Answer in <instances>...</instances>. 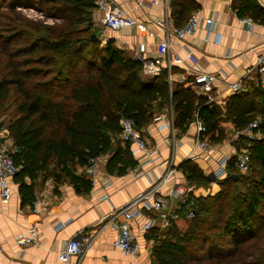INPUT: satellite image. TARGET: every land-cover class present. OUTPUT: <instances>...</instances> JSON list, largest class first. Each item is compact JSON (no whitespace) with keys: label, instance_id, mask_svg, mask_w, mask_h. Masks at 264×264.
Returning <instances> with one entry per match:
<instances>
[{"label":"trees","instance_id":"1","mask_svg":"<svg viewBox=\"0 0 264 264\" xmlns=\"http://www.w3.org/2000/svg\"><path fill=\"white\" fill-rule=\"evenodd\" d=\"M187 3H174L175 10L183 9L175 14L190 17L195 7ZM19 5L39 7L47 19L62 23L22 18ZM241 6L243 12H257L255 18L264 23V12L254 0H243ZM95 9L96 0H0V15H10L9 29L0 31L5 38L0 49L7 58L5 75L0 76V109L11 106L14 92L18 95L14 115L9 114L5 124L14 143L11 156L20 169L14 179L20 185L22 205H33L41 177H52L57 183L67 178L77 191H89L91 183L77 174V167L84 168L95 158L109 157V174L124 176L135 168L138 163L130 144L119 139L123 119L134 120L142 129L171 108L175 128L199 119L206 128L203 137L211 143L225 139L223 113L239 131L259 119L263 138L252 144V170L241 174L234 165L236 158L230 160L228 177L217 181L218 193L199 198L189 193L193 220L186 218L183 209L164 235L152 230L149 238L157 242L156 264H204L207 260L215 264L235 257L238 251L246 254L238 264H264V92L241 90L232 95L223 112L186 83L170 82L167 70L145 82L142 64L126 57L114 40L102 48L92 40ZM173 75L174 69L172 79ZM1 111L0 117L7 118ZM181 169L189 185H210L195 163L187 161ZM233 175L238 178L232 179Z\"/></svg>","mask_w":264,"mask_h":264},{"label":"crops","instance_id":"2","mask_svg":"<svg viewBox=\"0 0 264 264\" xmlns=\"http://www.w3.org/2000/svg\"><path fill=\"white\" fill-rule=\"evenodd\" d=\"M242 1L187 0L186 5L195 7L192 12L198 15L201 27L195 36L177 40L172 30L184 26L189 16H184V12L175 14L183 9L178 7L175 10L173 4L184 3L186 0H169L167 16L162 7L151 4L150 0H118V5L136 22L145 25L148 32L140 33L135 27L120 32L107 30L101 24V13L95 9L93 19L96 33L93 35L97 37V41L105 43L103 47L114 40V45L124 51L126 57L133 59H136L141 43L147 44V57H154L158 51V44L169 36L171 59L183 60L182 63L173 66L174 75L173 79L171 76V81L186 83L197 95H203L197 88L191 86L195 78L193 73L195 66L186 58L189 52H193L198 60V69L217 76L212 93L213 101L208 104L217 106L225 112L233 95L230 91L232 84L242 82L241 93L261 89L259 78L255 74L248 77L247 69L257 64V58L264 49V23L255 18L259 16L257 12L254 15L252 11L243 12ZM254 3L259 11L264 12V0H254ZM207 20L216 22L215 32L208 41ZM246 20L250 24L246 23ZM158 22H167L169 33L157 26ZM97 28L101 30V35L98 34ZM216 34L220 36L218 42L215 41ZM144 76L142 74V78ZM149 78L151 81L155 77ZM181 78H184V81ZM203 97L207 99L205 95ZM160 115L166 119L160 122L153 120L147 127L141 129L148 142V154L141 153L135 156L134 147L130 145L137 166L124 176L109 174L106 170L109 157H102L97 163L96 185H91L87 192L77 191L67 178L57 183L52 177L47 180L41 177L35 187L34 202L39 203L35 212L33 205H22L20 185L12 178L11 199L3 202L0 197V264H64L59 261V252L63 245L72 239L83 241L87 237L92 238L93 242L81 264H156L153 250L157 242L149 238L150 231L164 235L171 227L172 221L177 219L175 217L179 218L183 209L187 211V206L182 201L169 199V191L177 184H185L189 188V193L192 192L196 198L218 193L220 189L213 184L217 182L213 180V173L218 169L222 158L229 157L231 160L236 158L240 143L231 144V139L243 131H239L236 124L228 120L223 113L221 127L225 139L218 143H211L206 139L212 148L205 153L196 147L197 120L188 126L176 127L174 133H171L168 128L160 130L159 127L171 122V118L174 121L173 110L169 108ZM2 119L0 149L6 148L14 152V143L5 124L8 119ZM258 121L261 123L259 119ZM171 135H174L176 143L174 146L167 141ZM259 135L258 139H262V132L259 131ZM154 152L156 153L150 156ZM149 160L156 161L144 165ZM187 161L195 163L211 180L207 188L187 183L181 169ZM168 172L172 175L159 191V196L168 201V208L164 212L168 218L163 219L160 212L143 209L142 215L131 221V230L141 244V252L138 257L124 255L112 246L119 234L117 222L123 221L124 218L121 216L112 221L113 215L128 206L140 194L149 191ZM77 174L87 178L86 167H77ZM25 182L28 185L32 183L29 178H26ZM216 188L218 189L215 190ZM149 221H155V226L145 230ZM60 225L64 226L57 230ZM32 226H36L39 231L40 245L28 246L21 250L16 244V237L19 234H26ZM76 262V257L71 259V264Z\"/></svg>","mask_w":264,"mask_h":264},{"label":"built area","instance_id":"3","mask_svg":"<svg viewBox=\"0 0 264 264\" xmlns=\"http://www.w3.org/2000/svg\"><path fill=\"white\" fill-rule=\"evenodd\" d=\"M118 0H97L96 9L101 13L102 17L100 19L101 24L110 31L120 32L126 28H136L140 33H147L148 29L145 25L136 22L132 17L129 16L119 5ZM151 4L155 6H160L165 10L166 16L169 11V0H150ZM250 24L248 20L245 21ZM215 20L206 21V31H207V41L210 36L215 32ZM157 26L167 30V22H158ZM201 27L200 19L197 14H192L188 22L180 27L174 28L172 34L177 40H184L187 37H193L197 34ZM220 36L216 34L215 41L218 42ZM107 42V41H106ZM170 40L169 36L167 39L158 44L157 54L149 58L147 57V44L141 43L138 47V52L136 59L142 64V74L147 77H158L163 72L164 68L168 70L170 74L171 81V71L174 65L182 63L183 60L180 58L171 59L170 57ZM186 60L190 61L195 68L193 73L195 75L194 82L191 84L192 88H197L199 92H202L208 99V102L213 101L212 93L215 83L217 82V76L215 74H207L198 69V60L193 52L187 54ZM255 74L259 78L260 88L264 92V49L257 58V64L254 67L247 69V76L251 77ZM184 81V78H181ZM242 82L232 84L230 86V91L235 94L242 90ZM165 116L160 115L155 118V121H163ZM197 143L196 147L200 150L208 153L212 146L203 137L206 131L204 123L197 119ZM259 121H254L250 123L243 131L238 132L232 139L231 144L240 143L236 153L235 168L241 174H248L252 170L251 154H252V144L255 140H259ZM169 129L171 133H174V121L171 118V122L163 124L159 127L160 130ZM120 140L123 143H128L132 145L133 155L137 156L141 153L148 154V142L145 138L143 131L139 129L132 119H123L121 121V133L119 135ZM168 142L176 144L174 135H171L167 139ZM11 151L6 148L0 149V197L3 202H7L12 197V190L10 185V180L19 172V167L14 163L11 156ZM156 152L151 153L150 156L154 155ZM102 157L92 159L86 166V174L92 186L96 185L97 176V163ZM231 159L229 157L222 158L219 162L218 169L213 173L215 181H221L228 177V164ZM155 162L156 160H149L144 165L149 162ZM143 165V166H144ZM172 175L168 172L164 175L162 179L159 180L152 188L140 194L135 200H133L128 206L118 210L112 217V221H115L119 217H123L124 220L117 222V228L119 234L116 240L112 243V246L121 251L124 255L138 257L141 252V244L133 234L131 230V221L142 215V210L156 211L161 213L163 219H167V215L164 213L168 208V201L159 196L160 187L166 183L169 177ZM188 193L189 188L185 184H177L174 188L169 191V199L172 201L180 200L185 206H187L186 218L188 220H193L195 218V213L193 209L190 208L188 204ZM39 203L34 202L33 207L35 212L37 211ZM175 218H178L176 216ZM64 225H60L57 230L61 229ZM155 226V221H149L145 230H150ZM40 234L36 226H32L26 234H19L16 237V244L21 250H24L28 246H38L40 245ZM93 240L90 237L80 241L79 239H72L71 241L65 243L59 252V261L64 264H71V259L76 257L77 262L72 264H81L83 257L87 249L91 246Z\"/></svg>","mask_w":264,"mask_h":264},{"label":"rangeland","instance_id":"4","mask_svg":"<svg viewBox=\"0 0 264 264\" xmlns=\"http://www.w3.org/2000/svg\"><path fill=\"white\" fill-rule=\"evenodd\" d=\"M5 9H6V7L3 8L2 11L5 12L6 11ZM17 12H19V14L22 16V18H25L27 20H31V21H34V22H44V24L47 23L49 25H53V24L60 25L62 23V21H60V20L52 21L51 19H47L46 18L47 17L46 13L44 11H41V9L39 7L28 6V5H19L18 8H17ZM7 14H8V12L6 13L5 17H2V14L0 15V22H1L0 23V31H3L4 29H9V27H7V23L8 22L6 21V19L10 15H7ZM97 32H98L99 35H101V30L99 28H97ZM0 37H2L1 38L2 40L0 39V41H4L5 40L4 34L0 33ZM99 44H100V47L102 48L105 43L102 44L99 41ZM6 63H7V58H6V56H4V54L1 52V49H0V76L2 74L5 75ZM143 80L145 82H148V81H150V78L144 76ZM17 96L18 95H16V93L14 92V94L12 95V99H11L12 103H10L11 106H9L7 108L3 107L2 111L0 109L1 112H4V116H6L7 119H8L9 114H10V116H11V114H12V116L14 115V109H15L14 103L17 100ZM163 119H166V118H163ZM0 120H1V122H3V119L1 117H0ZM154 121H155V119H154ZM256 121H258V120H256ZM213 184L215 185V187L219 186L218 182H214ZM217 189L218 188H216L215 190H217ZM219 189H220V187H219ZM258 246L259 245H257V247ZM241 253H242L241 251H238L237 255H235V257H232V258L228 257L225 260H222V261L217 262L215 264H238V263H240L242 260H244L246 258V254H241ZM255 253H259V252H257V250H255ZM196 254H200V253H196ZM207 261L209 262L210 260H207ZM208 262H206L204 264H208ZM212 262H215V261H212ZM190 264H199V263H196L195 261H192Z\"/></svg>","mask_w":264,"mask_h":264},{"label":"water","instance_id":"5","mask_svg":"<svg viewBox=\"0 0 264 264\" xmlns=\"http://www.w3.org/2000/svg\"><path fill=\"white\" fill-rule=\"evenodd\" d=\"M92 40H93V41H97V37H96L95 35H93V36H92ZM231 178H232V179H237L238 176H237V175H233ZM213 180H214V178H213Z\"/></svg>","mask_w":264,"mask_h":264}]
</instances>
